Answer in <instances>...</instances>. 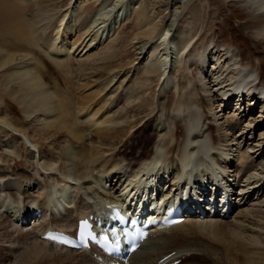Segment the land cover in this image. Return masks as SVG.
Returning <instances> with one entry per match:
<instances>
[{
    "label": "bare ground",
    "instance_id": "obj_1",
    "mask_svg": "<svg viewBox=\"0 0 264 264\" xmlns=\"http://www.w3.org/2000/svg\"><path fill=\"white\" fill-rule=\"evenodd\" d=\"M29 1L0 0V21L4 22L3 32L0 31L1 34L3 33V36L0 37V78L7 79L9 77V82L5 80L10 84L7 94L15 96V100L25 116L29 118L32 116L31 120L35 119L36 122H40V125H37L40 126L38 130L33 126L29 132H38L39 138H42L41 135L43 137L49 135L51 140L48 143L50 144H55L63 138L64 142L69 145L61 147L59 153L53 151L59 154V161L63 160L68 165H61V169L58 170L61 172L58 175L60 178H58L59 182H56L57 185L44 183L45 188H43V197L40 202L39 200L35 201V196L27 193L36 187V184H39L36 182L38 178L29 177L25 173L15 172L16 174H13V171L11 173L13 179L11 176H7L9 178L5 176L6 181H0V230L6 232V228L15 225L12 227L15 232L18 231L16 233L17 243L22 241L23 244V241L31 240L28 244L29 247L26 245L27 249L21 254L22 259L27 260L36 255L44 261H57L58 264H70V262H72L71 264H98L92 259L91 252L63 250L41 240L39 236L48 229H61L68 232L71 226L77 225V220L99 212L100 208L107 203H124L127 205V215L138 216L137 212L142 209L140 208L142 205L148 209L147 205L151 199L149 188L154 187L153 191L157 192L159 196H163L165 192L163 186H157L160 175L157 176V179L155 176L159 172H164L161 175L164 177L163 181L168 180L165 184V186L168 184L167 189L170 188L175 192L181 189H179L182 184L180 183L182 178L180 171L174 173L169 167L165 170L163 166L165 164L162 163V148L167 141L163 140L162 145L152 148L153 151L150 155L147 151V147L155 137L165 130L163 118H161L162 123L158 118L163 112L167 115L170 113L175 119L185 118L182 119V124H174L171 131L177 142L175 141L174 147L169 145L170 153L175 151L178 155L179 168L185 170L189 156L200 154L196 158L199 160H196L198 165L193 168L197 172V174L195 171L193 172V175L195 173L193 184H191L192 178L188 179L190 182L182 184L183 190H186L183 203L188 194L195 195L196 192L200 194L196 197L192 196V201L187 198L191 203L187 206L188 213L191 214L190 218L171 228L152 231L146 244L141 245L137 251L133 252L127 258V263L158 264L167 258L164 260L165 264L176 260H181L179 264H195L185 259L189 252H193L201 257L204 256L207 260L206 264H264V38L261 37V33H264V12L259 10L255 0L209 1L215 10L220 11L222 8H226L222 14V20L217 25L216 32L211 24L208 28L211 30L210 34L203 41L202 51L199 55H196L195 51L196 46L202 42V40L199 41L202 36L198 35L197 38L188 35L189 38L186 39V42L185 40L180 41L182 42L180 44H183L182 47L179 45L182 49L180 62L183 61L184 65L189 64L190 67L187 65L189 69L186 70L190 71L193 77L191 79L194 80L188 89L189 96L183 97L184 99H180L178 102L173 94L165 95L163 101L159 98L161 102L158 105L155 103L156 107L150 106L152 109L149 108V105L152 104L150 95L159 89H162L161 94L163 95L172 84L169 75L174 73V70L171 71L172 58L169 57V51L159 55L157 61L142 63L139 69L135 70V67L133 69L130 67L124 71V67L120 66L117 67L118 72L111 74L106 79H101L103 77L101 70H111L115 61L130 58V55L128 57L126 55L127 49L120 51L119 48L117 51L115 48L109 52L108 49H113L112 43L116 42L115 38L112 42L110 41L109 48L107 46L105 50L94 55L101 57L99 61L103 60L101 64L99 63L100 65H94L97 67L90 68L92 72L89 74L93 75L92 78H95L96 84L93 86L87 83L74 85L77 83L70 79L73 71L71 70L72 59H67V57L75 55L74 53L78 56L83 52L86 54L93 51L97 49L98 45H103L104 41H101V37L98 39L93 37L87 32L88 28H85L87 30L82 31L86 34H84L85 37L75 47L77 42L71 44L68 40L80 26L81 21L79 23L76 19L79 18L78 13L77 16L72 14L75 11L71 7L72 13L68 12V8L63 12L60 11L61 14L57 17L56 24L53 23L55 29L50 28V31L49 27L46 28V26H50L49 22L44 26L45 28L40 23L45 22L42 20V14H45V11H40L41 9L39 10L36 5L31 8ZM78 1L80 0H74L72 4L78 3ZM83 1L81 0V2ZM167 1L159 0L157 5L164 8ZM35 9L37 10L35 11ZM137 11L138 14L142 12L141 10ZM159 11L161 10L159 9ZM232 23H234L232 27L238 28V30L248 29V34L244 36L232 30ZM83 25L82 29H84ZM121 25H124V22H121ZM153 27L137 33L134 39L143 40L146 36L154 35ZM114 29L116 28L113 27ZM108 32L110 31L108 30ZM231 34H236L241 41L239 43L233 41L230 37ZM122 38L124 36L119 37L120 42L123 40ZM147 42L139 41L136 44L145 45ZM144 45L139 47L141 48L140 53L137 54V58L133 57L129 64L134 63V60L142 59L139 55H142ZM179 47L178 52H180ZM257 47L261 49L257 50ZM70 51H73L72 55L69 53ZM40 59L51 62L55 70L60 75L63 74V88L58 81H54L52 85L45 82L47 76ZM81 64L84 67L85 63L81 62ZM81 64L78 67L81 68L79 72L84 70ZM121 70L124 71L122 74L119 72ZM14 76L19 81H15V78V80L11 79ZM190 77H188L189 81ZM129 83H139L140 85H138L143 87V90H140L141 97L138 95L136 97L139 102L128 104L126 108L123 105L120 109L114 110L122 104L123 98L124 100L126 97L130 99L124 92ZM114 86L116 88L112 89ZM135 87L137 85L127 88L126 91L128 92L129 89V92H134L137 89ZM131 88H135V90H130ZM80 92L83 93L80 95ZM102 92H104V96H100L101 98L96 100ZM86 93L89 94L82 96ZM162 95L161 98H163ZM107 101L109 103L104 108ZM233 104L235 108L231 111ZM102 108L105 110H101ZM123 108L125 109L123 110ZM103 113L106 114L105 119H100ZM128 117L131 119V123L125 122L127 125L121 123ZM7 122L5 123L11 130L28 134L25 132L26 129L19 126L17 123L19 121L13 117L9 118ZM105 123L110 126H119V128H116L111 133L112 135L108 134L114 128L106 126ZM169 126L171 127V125ZM14 139L17 140L16 137ZM35 141L39 140H32L30 143L35 144ZM17 144L19 145V142ZM52 146L51 148L54 150ZM192 147H196L193 152H191ZM18 149L16 153L20 155L19 146ZM38 149L40 153L44 151L49 153H47L49 159H46L48 161L42 162L46 163L45 166L51 167L54 161H52L54 158L52 151L46 150L44 145ZM137 153L138 156L143 155L144 159L140 157L141 162L135 163L133 168H131V164H127L130 166V171L129 167L126 171L122 169V166H119L121 164L120 157L126 161L132 159ZM23 154L21 153L22 156L14 154L17 157H15L13 167L11 166L12 169L14 166L22 164ZM24 156L32 158L27 152ZM50 158L52 159L50 160ZM36 164L37 162H30V165L37 170V165L41 164ZM213 170H216L217 174ZM167 173L170 174L168 177H166ZM205 173L218 175L219 186L224 185L223 191L220 188V192L209 190V182L218 180L212 177L213 175L206 177ZM213 179L215 180L213 181ZM171 182L173 184L169 186ZM176 186L179 190L174 189ZM3 188L6 190L4 191ZM73 192L77 197L76 200ZM8 195L14 199L11 200ZM169 203L175 204V201ZM3 208L4 211H2ZM8 209L13 210L12 216L5 215ZM35 210H40L39 218L34 216ZM202 211L205 212V215L201 219ZM64 214L68 215L66 218L67 228L57 225L58 221L63 219L61 217ZM225 214L227 217H224ZM218 225L219 227H217ZM220 225L224 226L222 230ZM196 233H201L207 239L203 240L204 238L199 237L200 240H193ZM8 234H10L9 231ZM8 242L10 244L12 239L5 241V243ZM215 242H220V246L213 245ZM26 243L29 242L26 241ZM15 247L17 246H12V243L7 245L10 252H13V249L17 250ZM71 253L80 254V257L71 259ZM107 260L108 258H106ZM123 262V260H111L109 264H123ZM50 263L52 264V262Z\"/></svg>",
    "mask_w": 264,
    "mask_h": 264
},
{
    "label": "rangeland",
    "instance_id": "obj_2",
    "mask_svg": "<svg viewBox=\"0 0 264 264\" xmlns=\"http://www.w3.org/2000/svg\"><path fill=\"white\" fill-rule=\"evenodd\" d=\"M69 1L70 0H50V1L49 0H30L29 3H31V8L34 7L33 5H36V6H38L39 10L41 9L40 11H42V10H43V12L45 11L44 12L45 14H42V16H43L42 20H44L45 22H40V23L42 24L43 27L46 26V24L50 23V26H52V27L46 26V28L49 27V29L50 28L51 29L52 28L55 29V25L54 24H56V22H57V17L66 8H68V12L71 11V9H73V11H75V12L72 13V11H71V13L75 14L76 16H77V13H78V17L79 18H76V19H78L79 23L81 21V23L79 24L80 26H79V28L77 27L78 29H76L73 32L72 37L68 40L69 43H71V44H73L74 42H77L76 43L77 45H75V47L78 46V44H80V42H81L80 40H82L85 37L86 34L84 32H82V31L85 30V28H88L87 32L92 34L93 37H96L97 39L99 37H101L102 38L101 41H104V43H103L104 46L103 45H100V46L98 45L97 49H94L96 51H94V50L92 51L91 50L90 52H87L86 54H84V52H83L82 55L80 54L78 56L76 55V53H74L75 55H72L73 51L69 52L72 56H68L67 59H72V62H71V60H69V61L72 63L71 70H73L72 71V75L73 76L71 75V77H70L69 74H68V76L70 77V79L74 83H77V84L73 83L74 85H82L84 83H87L90 86H93V85L96 84V82H94L95 78H92L93 75L89 74L90 72H92V69H90V68L91 67H97L98 65H100L103 62V60L99 61V59L101 57L100 56L99 57L98 56H94V55L96 53H98L99 51L103 50V49L105 50L107 48V46L109 48V46H111L112 40H114L115 38L117 40L116 39L114 40L116 42L112 43V46H113L112 48L113 49H108L109 52L113 51L115 48H116L115 50H117V51L119 50V48H120V51L127 49L126 55H127V57L130 55V58L128 57V59L126 58V59H123L122 61H118L116 59L117 61H115V63L112 64V69L111 70H106V71L105 70H101V71H103V77L101 79H106L111 74L113 75V73L118 72V68L117 67H120V66L124 67L123 68L124 71L126 69L130 68V67H132V69H133V67H135V70L139 69L141 67L142 63H149L150 61L154 62L155 60L157 61L158 57H160L159 55L165 54V53H167L169 51L168 52L169 53V57L172 58V60H171V71L174 70L173 71L174 73L171 72L172 74L169 75V77L171 76V78H173V79L170 78V81H172V84H170L171 86H169V90L164 92L165 94L162 92L163 93V95H162L161 94L162 89H159L160 92L159 91H155V93H154L155 95L154 94H152L153 96L150 95V97L152 98L151 99V103L152 104L149 105V108H150V106L151 107H156L161 102L160 99H162V101H163V99L165 98V95H168V94H173L175 100L178 101V102H179L180 99H184L185 96L186 97L189 96V90L188 89H190V85H191L190 83H193L194 80L191 79L193 77H192L190 71L186 70L187 68L189 69V67H190L189 64L186 63L184 65L183 61L180 62L181 56H182L181 47L183 45V44H180V43H182L180 41L185 40V42H186V39L189 38V36H193V37H197V38H198V35H199V37L202 36V38L199 40V41L202 40V42L199 43L198 46H196V51H195V52H197L196 55H199L201 53V51H202V43H203V41H205L208 38L209 34H210L211 30H208L209 26L212 24L213 25V30H214V32H216L217 25L222 20V14L224 13V11H226V8H222L220 11L215 10V8L213 9V5H211V2L209 3L210 0H168V1L166 0L167 2L164 4V6H165L164 8H161V7H159L157 5V2L159 0H88V1H83L82 0L83 2H81V0H80V1H78V3H75V4H72L73 1H74V0H72L71 3L68 5ZM162 1H164V0H162ZM217 1L221 2L222 0H215V2H217ZM53 2H55V3H53ZM79 2H81V3H79ZM53 5H55V6H53ZM195 5H197V6H195ZM70 7H71V9H70ZM174 7H175V9H174ZM158 8L161 11H159ZM157 9H158V11H157ZM36 10L37 9H35V11ZM137 10H139V11L141 10L142 12L140 14H138V13H136V12H138ZM213 10H215V13H213ZM56 11H58V12H56ZM212 14H213V16H212ZM82 17L87 21V23ZM47 18H48V21H47ZM125 19H126V21H125ZM40 20H41V18H40ZM50 21H52V22H50ZM120 21L122 23L124 22V25H121ZM0 22H2V23H0V27L2 28V29L0 28V31L2 30L1 32H3V27L2 26L4 25V22L3 21H0ZM234 23L231 24L232 30L237 31L238 33H240L241 35H244V36H246L248 34V29H246V28L242 29V30H238V28L232 27V25ZM53 25H54V27H53ZM82 25H83L84 29H82ZM112 26L114 28H116V29H118V28L119 29L118 30H116V29L113 30ZM93 27H94V29H93ZM149 27H151V28L153 27V29L155 30L154 35H152L150 37L146 36L147 38L145 37V38H143V40L134 39V37H135V35L137 33L141 32L143 30L149 29ZM49 29L47 30V33H48ZM51 29H50V31H51ZM80 29H82V30H80ZM108 30L110 32H108ZM164 30H167V31H164ZM1 32H0V37L3 36V33L1 34ZM123 32H124V34H123ZM237 32H236V34H237ZM236 34H231L230 37H231V39L233 41H235L236 43H239L241 40L238 39ZM99 35H101V36H99ZM80 36H81V38H80ZM121 36L122 37L124 36V38H122L123 40L120 42L119 37H121ZM149 39H150V41H149ZM139 41H148V42L145 45L144 44L140 45L139 43L136 44ZM114 44H116L118 46H115ZM143 45H144V48H143V51H142V55H139V57H141L142 59L141 60H139V59L138 60H134V63L132 62V64H129L133 57L137 58V54H139L140 53L139 51L141 50V48H139V47L143 46ZM160 45H161V47H160ZM179 45L181 47H179ZM178 47L180 48V52H178ZM137 48H139V49H137ZM260 49L261 48L258 49V47H257V50H260ZM165 50H166V52H165ZM152 51H154V52H152ZM155 51H157V52L155 53ZM151 53H153V54H151ZM69 57H72V58H69ZM81 62L85 63V64H83L84 67H82ZM40 63H42V65L44 66L43 69L45 70V73H46V76H47V79H46L45 82L47 84L52 85L54 81H58L60 83V85H61V88H63V82H64L63 81V79H64L63 74L60 75L55 70L54 65L51 62L47 61L46 59H40ZM79 63L81 64L82 69H84L82 72L81 71L79 72V70L81 69V68H78L80 66ZM180 63L181 64L183 63V64L181 65ZM78 64H79V66H77ZM94 65H97V66H94ZM208 65H210V64H208ZM76 70H78V72H76ZM123 70L119 71L120 74H122L124 72ZM73 72H74V74H73ZM108 73H109V75H108ZM188 77H190V79H191L190 81H189ZM8 78L7 79L0 78V81L3 82V83L0 82V99H1L0 100V102H1L0 103V127H1L0 128V160H1L0 161V181H2V180H3V182L6 181V178H9L7 176H11V179H13L14 177L11 174V173H13V171H14L13 174H16V173L23 174V173H25V174L29 175V177L33 176L36 179L38 178L37 181H36L37 183H39V184H36L37 185L36 187H38V188L34 187L32 190H30V192L27 191V193L29 195H31V196H35V198H34V199H36L35 201L39 200V202H40L42 200L41 197H43V194H42L43 191H44L43 188H45L44 187L45 186L44 183H46V184H48V183L49 184H54V186L57 185L56 182H59L58 178H60L58 175L61 172V170H60V172L58 170L61 169L60 167H62L63 165H68L67 162H65L63 160H60V161L58 160V157H59L58 153L60 151V148L65 146V145H67V143H65L64 139L62 138V139H59L58 142H56L55 144H52V143L50 144V143H48L51 140L49 135L48 136L46 135L44 137L41 135L42 138H39L37 136L38 132L37 133L36 132H29L30 129H32L31 127H33V126L38 130L40 126H37V125H40V122H36L35 119L31 120L32 116L30 118L25 116V114L20 110V106L18 105L17 101L15 100V96L13 97V96H9L7 94L8 87L10 86V84L8 83L9 82ZM14 78L16 79L17 77L14 76L11 79H14ZM5 80L8 81V82H5ZM15 81H19V79H16ZM138 84H133V83L130 84L129 83V86L127 84V86H128V87L126 86L127 88H130L131 86L133 87V86L137 85V87H135L137 89L135 90V88H131L130 90H132V89L135 90L134 92L132 91L133 92L132 93L131 91L129 92V89H128V92H127L126 91L127 88H125L124 92H126V96H128L130 99H127V97H126L127 101H125L126 99L124 100V98H123V100L121 102L122 104H120L119 107L115 108L114 110L120 109L123 105L126 108V106L128 104L131 105V104H135V103L139 102V100L136 97H137V95L139 97H141L142 94H141L140 90H143V87H140L139 86L140 84L139 85ZM115 86L112 89H115L116 88ZM185 87H186V89L184 90ZM137 90H139L140 93L136 92ZM91 92H94V91H91ZM91 92H89V93H91ZM118 92H119V90H118ZM156 92L159 93V94L157 95ZM82 93L83 92H80V95ZM89 93L83 94L82 96H87ZM135 93H136V95H135ZM160 94L162 95L163 98H161ZM159 95H160V97H159ZM100 96L101 97L104 96V92H102L96 98V100L101 98ZM153 102H154V104H153ZM108 103H109V101L105 102L104 108L107 107ZM235 103H236V101H235ZM152 105H154V106H152ZM104 108H102L101 110H105ZM125 108H123V110ZM149 108H147V109H149ZM234 108L235 107H234V104H233V107L231 108V111H233ZM150 109H152V108H150ZM123 110H122V112H123ZM105 115L106 114L103 113L101 115L100 119H105ZM160 115H161V117H158V118L161 120L160 121L161 123L164 120L163 125H165L164 126L165 130H163L164 132L161 131V133L158 134L159 136H156L155 139L147 147V151H149L148 155H150V153H152V151H153L152 148H155V146H157V145L158 146L162 145L163 144V140L164 141L166 140L167 143H169V144H167L165 142V145L162 148L163 149L162 150L163 151V157H162L163 161H162V163L165 164V165H163L164 169L169 167V168H171V170L174 171V173H177L178 172V163H179L178 162L179 161L178 155L176 154L175 151H173L172 154L169 151L170 146H173L174 144L176 145V142H177V139L175 140V137L173 135L174 133L171 130H173L174 124H176V123L182 124L183 123L182 119L184 120L185 118L181 117L180 119L179 118L175 119V118H173V116L170 113H168V115H167L166 113H163V112ZM8 117L10 119L13 117V119H16L17 121H19V122H17L19 124V126L21 125L23 129H26L25 132L28 133V134L18 133L17 131L15 132V130H11L6 124V123H8L7 122V120L9 119ZM161 118H163V120ZM109 119H110V117H109ZM127 120L128 121L130 120V121L128 122ZM125 122H127L129 124V123H131V119L129 117H128V119L125 118V119H123V121L121 123H125ZM127 123H125V124L127 125ZM168 124L171 125V127ZM105 125L106 126H110V124H108V123H105ZM167 125H168V127H167ZM111 126H110V128H111ZM112 128H114V130L112 129V131H110L108 134L113 133L116 128L117 129L119 128V126H117V127L112 126ZM153 128H154V125L152 127V130H153ZM4 129H6V130H4ZM10 131H12V132H10ZM25 135H26V137H25ZM38 135H39V133H38ZM27 136L29 137V139H28ZM15 137L17 138V140L14 139ZM31 137H32V139H30ZM163 138H166V139H163ZM29 140L30 141L39 140V141H35V144H34L33 142L30 143ZM16 142L17 143L19 142V145ZM41 145H44L46 150L52 151V153L54 155V158L52 157L53 159L50 158V160L51 159H52V161L54 160L52 162V166L51 167L45 166L46 163L43 164V162H42L44 160L48 161L46 159H49V158H47L49 153L47 151H44V152L40 153L38 148L41 147ZM52 145H54V146H52ZM18 146L21 149L19 151V154L21 155V153L22 154L24 153L23 154L24 158H22V164L20 166H16V167L14 166V168L12 169L11 166L13 167V163H14L15 157L20 156V155H18V153H16V152H18V151H16L18 149ZM51 146L54 147V150H53V148H51ZM23 148H25V149H23ZM192 148H191L192 149L191 152L196 150V147H192ZM22 149H23V151H22ZM53 151H57L58 153L57 152H53ZM25 152L29 153V155H31L32 158H30V156H29V158L25 157L24 156ZM55 153L58 154V155H56ZM14 154H16L17 156L14 155ZM195 155L193 154V156H195L197 158L200 154L198 155V153H197ZM137 156H138V153H137V155L135 154V156L132 159L126 160V161L122 160L123 158L120 157V159H119L120 161L119 162L121 164L119 166H122V169L126 170V171L128 170V167H129V171H130V166H131V168H133L135 163L138 164L139 162H141V158L144 159V157H142L143 155L142 156L139 155L138 157ZM41 158H43V159H41ZM56 158H57V161H56ZM138 158H139V160H138ZM10 159H13V160H10ZM19 159H21V157H19ZM31 159H34V160H31ZM196 160H198V159H196ZM31 161L37 162V164H41V165H37L36 164L37 165V167H36L37 170L30 165ZM127 164L128 165L131 164V165L128 166ZM197 165H198V163L196 164V166ZM44 168H46V170H44ZM165 170H167V169H165ZM194 171L197 174L196 170L192 169L191 172H189L190 173L189 177L186 176L185 173L182 172L181 177L182 176H184V177L181 179L180 183L182 182V184H184V183L186 184L189 181L188 179L192 178L191 179V184H193V182H194L193 181V176L195 175V173L193 175ZM213 172L215 173L216 170L215 171L213 170ZM163 173L159 172V174L156 175L155 177L157 179V176L159 177V175H160V177L158 178V185L157 186L158 187H162L163 186L165 188L164 189V191H165L168 188V184H167V186H165V184H166V182L168 180L167 181H163L162 180V179H164L163 176L161 177V175ZM206 173H208V172H206ZM216 174H217V172H216ZM216 174L209 173V174H206V177H209V176L211 177L213 175L212 177H214V178H216V180H218V175L216 176ZM169 175L167 173L166 177H168ZM5 176H6V178H5ZM152 176L154 177V174H152ZM1 177H3V178L1 179ZM166 177H165V179H166ZM214 180L215 179H213V181ZM214 182H215V184H214ZM214 182H212V183L209 182L210 183L209 184L210 185L209 186V190L220 191L224 187V185L223 186H221V185L219 186V183H220L219 180L218 181H214ZM40 183H42L44 185H42V184L40 185ZM0 184H1V182H0ZM171 184H173V183L172 182L169 183V186ZM182 184H180V186H179V189L181 188L180 190L177 188V186L174 188V189L179 190V191H176V192L173 191L176 195H178L176 200H179L181 197L183 199L186 197V190H183ZM211 184L215 185V186H212ZM216 184H217L218 188L216 187ZM2 185H4V184H2ZM219 188H220V190H219ZM3 190L5 191L6 189L3 188ZM198 194H200V193L196 192L195 195L194 194H191V195L188 194L187 198L192 200L191 197L192 196L196 197ZM74 195L75 194L73 192V196ZM8 196H10L11 200L14 199L13 197H11V195H8ZM74 198H75V200L77 199L76 196H74ZM2 211H4V208L2 209ZM9 211L10 210L8 209L7 213L5 214L6 216H9V215L12 216L11 212L13 210H11L10 212ZM67 216H68L67 214L66 215L64 214V216L61 217L63 219H60L58 221L57 225L60 226V227H63V228H67L66 227L67 226L66 225L67 224V219H66ZM6 220H9V219H6ZM5 226L7 227V224ZM12 226L15 227V225H12ZM12 226L6 228V232L4 231L5 233L3 232V230H0V232H3L2 234L0 233V241H1L0 245L1 244L5 245L4 247H3V245L0 246V264H51L50 262H52V264H58L57 261H52V260H48V262H47V260L44 261V260H42V258H40V257H38L36 255L33 258H30V259H27V260H24V258L22 259L23 256H21V254L24 253L25 249H27L25 247H26V245L30 244L31 240H29V239L26 240L29 243H26V241H23V244L21 243L22 241H19V243H17L16 240H18V239L16 238L17 237L16 233L18 231L15 232L14 231V227H12ZM29 227H30V225H29ZM217 227H219V225ZM223 227L224 226L220 225L221 230H222ZM220 228H219V230H220ZM8 231L10 232V234H8ZM194 231H196V230H194ZM7 235H9V236H7ZM199 237L201 239L204 238L203 240L207 239V237L202 235L201 233H196L195 237L193 238V240H200ZM11 239H12V242H10V244H9V242L5 243L6 240L8 241V240H11ZM11 243H12V246H14V245L17 246V247H15L17 250L13 249L12 250L13 252H10L11 251L10 249L8 250L7 245H11ZM213 245L220 246V242H215ZM28 247H29V245H28ZM230 248H232V246H230ZM20 257H21V259H19ZM77 257H80V254H76V255L74 253L70 254V258L71 259H74V258H77ZM185 259H186V261H188L190 263H195V264L196 263L197 264H206L207 263V260H206V258L204 256L201 257V255L193 254V252H189V254L187 255V257ZM30 260H31V262H30ZM71 263L72 262H70V264ZM76 264H78V263H76Z\"/></svg>",
    "mask_w": 264,
    "mask_h": 264
},
{
    "label": "clouds",
    "instance_id": "obj_3",
    "mask_svg": "<svg viewBox=\"0 0 264 264\" xmlns=\"http://www.w3.org/2000/svg\"><path fill=\"white\" fill-rule=\"evenodd\" d=\"M255 3L259 10L264 12V0H255ZM261 37L264 38V33H261Z\"/></svg>",
    "mask_w": 264,
    "mask_h": 264
},
{
    "label": "snow or ice",
    "instance_id": "obj_4",
    "mask_svg": "<svg viewBox=\"0 0 264 264\" xmlns=\"http://www.w3.org/2000/svg\"><path fill=\"white\" fill-rule=\"evenodd\" d=\"M87 227H88V224L87 223H81V225H80V228L82 230L85 229V228H87ZM50 239H51V237H50ZM104 240L107 241V237H104Z\"/></svg>",
    "mask_w": 264,
    "mask_h": 264
}]
</instances>
